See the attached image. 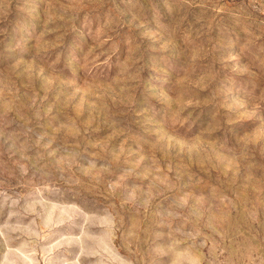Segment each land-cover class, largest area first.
<instances>
[{
	"label": "rangeland",
	"instance_id": "obj_1",
	"mask_svg": "<svg viewBox=\"0 0 264 264\" xmlns=\"http://www.w3.org/2000/svg\"><path fill=\"white\" fill-rule=\"evenodd\" d=\"M0 264H264V0H0Z\"/></svg>",
	"mask_w": 264,
	"mask_h": 264
}]
</instances>
